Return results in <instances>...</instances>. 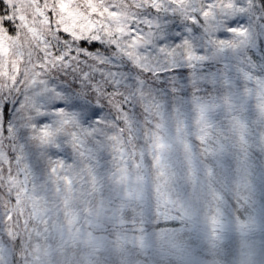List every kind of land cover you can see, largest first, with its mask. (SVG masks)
I'll use <instances>...</instances> for the list:
<instances>
[{"label":"snow or ice","instance_id":"snow-or-ice-1","mask_svg":"<svg viewBox=\"0 0 264 264\" xmlns=\"http://www.w3.org/2000/svg\"><path fill=\"white\" fill-rule=\"evenodd\" d=\"M257 189L264 264V0H0V264H204Z\"/></svg>","mask_w":264,"mask_h":264},{"label":"rangeland","instance_id":"rangeland-1","mask_svg":"<svg viewBox=\"0 0 264 264\" xmlns=\"http://www.w3.org/2000/svg\"><path fill=\"white\" fill-rule=\"evenodd\" d=\"M259 207V205H258ZM257 219L254 222L250 221L251 228L246 230L238 229L237 231H228V234L232 237L233 242H237L240 245L235 257H240V264H259L260 261V244H261V232L260 222L258 219V208L256 211ZM67 227V221H65ZM75 237V234L73 233ZM96 237L91 241H82L79 238L67 239V243L59 247V251L56 256V260L50 261L47 257L48 242L44 241L35 243L33 245L32 252L34 255L39 254L44 257V264H89L95 260L99 255L108 257L104 241L106 237L104 235L94 234ZM59 243V241H58ZM105 249V250H104ZM233 258L231 259L232 262Z\"/></svg>","mask_w":264,"mask_h":264},{"label":"trees","instance_id":"trees-1","mask_svg":"<svg viewBox=\"0 0 264 264\" xmlns=\"http://www.w3.org/2000/svg\"><path fill=\"white\" fill-rule=\"evenodd\" d=\"M241 192L243 194V198L247 201L248 199V192L245 191L244 188H241ZM259 190L257 189L256 195L254 197L256 207H253L251 203H248L247 210L244 208L240 209V213L243 217V219L237 220L235 225L229 229L226 230L223 240L221 242L220 246V254H217V249L209 247L208 249V256L209 258L204 262V264H231V259L237 254L238 252V247H240L237 242H233V239H231L228 231H237L238 229H243L246 230L247 228H251L250 221L254 222L257 217H256V211L259 205ZM236 233V232H235ZM94 234L97 235H104L106 237L104 244L107 253H109L108 257L105 256H98L95 260H93L89 264H105V261L109 259H114L116 261V264H124V257L121 256V252L123 251V245L122 244H117L115 242L114 237H107L106 233L104 232H95ZM44 239H40L37 241L35 233L32 236V244L34 245L35 243L41 242V244L44 242ZM33 249V247H32ZM105 250V249H104ZM189 252L191 253V249H189ZM226 253H231V256H228L227 261L225 260L224 256Z\"/></svg>","mask_w":264,"mask_h":264}]
</instances>
